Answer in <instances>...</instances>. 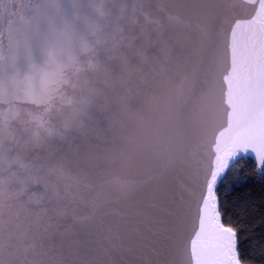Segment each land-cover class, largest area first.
<instances>
[{"label":"water","instance_id":"1","mask_svg":"<svg viewBox=\"0 0 264 264\" xmlns=\"http://www.w3.org/2000/svg\"><path fill=\"white\" fill-rule=\"evenodd\" d=\"M4 3L0 55L15 51L16 27L24 20L65 29L80 55L71 60V82L56 92L44 116L61 134L33 142L38 131L33 117L44 113L47 102H0V116L15 111L10 121L0 120V151L28 166L19 169L22 175L30 170L46 178L21 186L19 197L0 211V244H6L0 259L190 264L203 191L197 161H206L211 147L201 146L206 129L189 123L194 101L187 94L214 88L220 98V89L226 90L221 73L230 67L231 29L256 15L259 0ZM85 60L94 65L87 72L80 70ZM82 98L85 111L65 128ZM208 117L215 119L211 112ZM167 138L183 140L190 164L169 168L154 159L156 141ZM114 175L123 178L124 187L112 183Z\"/></svg>","mask_w":264,"mask_h":264},{"label":"snow or ice","instance_id":"2","mask_svg":"<svg viewBox=\"0 0 264 264\" xmlns=\"http://www.w3.org/2000/svg\"><path fill=\"white\" fill-rule=\"evenodd\" d=\"M4 4V0H0V12L4 11ZM14 39L15 51L7 57L0 55V102L20 99L37 106L47 102L44 113L33 117L38 131L32 139L39 143L45 135L61 134L58 127L47 126L44 116L52 111L56 92L71 82V60L78 59L80 53L75 50L65 29L56 30L51 25L45 28L33 20L19 22ZM87 50L85 47L83 51ZM227 54L230 67H224L221 73L226 90L220 89V98H216L214 88L199 96L191 90L187 94L194 101L190 105L189 123L206 129L201 146L207 143L211 147L207 160L197 161L200 166L197 173L203 172V191L199 227L191 240L190 264H242L236 229L223 222L217 185L237 158L249 153L254 157L257 171L264 172V0H259L256 15L251 20L236 21L231 29ZM220 63L218 49L217 65ZM93 66L90 60H85L81 62L80 70L87 72ZM86 103L87 99L82 98L81 106L65 121V128L85 111ZM185 103H188L187 98ZM209 112L215 119H209ZM14 115V109H10L7 116H0V120L10 121ZM225 116L226 126L223 123ZM156 144L158 150L153 153L154 159H163L169 168L190 164L182 139H161ZM20 168L27 169L28 166L0 151V211L7 207L9 200L19 197L23 191L21 186L46 179L33 176L30 170L28 175H22ZM112 183L121 187L126 184L119 175L112 177ZM2 247L6 244H0ZM0 264L13 262L0 259Z\"/></svg>","mask_w":264,"mask_h":264},{"label":"trees","instance_id":"3","mask_svg":"<svg viewBox=\"0 0 264 264\" xmlns=\"http://www.w3.org/2000/svg\"><path fill=\"white\" fill-rule=\"evenodd\" d=\"M223 222L236 229L242 264H264V172L242 156L217 185Z\"/></svg>","mask_w":264,"mask_h":264}]
</instances>
